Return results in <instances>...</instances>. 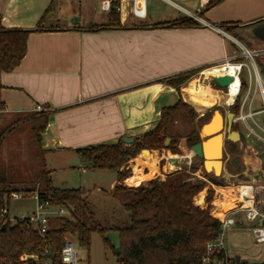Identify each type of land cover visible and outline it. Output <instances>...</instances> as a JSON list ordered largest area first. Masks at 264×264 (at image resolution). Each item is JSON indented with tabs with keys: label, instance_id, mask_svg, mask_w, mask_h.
I'll list each match as a JSON object with an SVG mask.
<instances>
[{
	"label": "crops",
	"instance_id": "0c3cea01",
	"mask_svg": "<svg viewBox=\"0 0 264 264\" xmlns=\"http://www.w3.org/2000/svg\"><path fill=\"white\" fill-rule=\"evenodd\" d=\"M95 5L100 13L97 0ZM62 8L57 0H0L5 27L33 29L45 18L44 28L30 33L21 63L0 75V120L38 111L37 106L42 105L50 111L42 134L43 148L49 151L77 155L79 148L115 143L124 136L141 137L157 126L162 109L176 104L181 96L199 116L212 114L214 108L226 109L222 89L211 81L204 84L216 90L220 99L207 108L191 101L193 93L187 85L226 57H238L242 46H264L263 39L251 37L255 27L264 24V0H222L202 17L197 14L199 5L196 11L187 8L188 12L174 18L189 15L199 21L190 27H155L152 23L168 19L147 20L148 9L147 17L138 19V23L148 24L145 27L123 24L121 28L91 30L88 23H101L107 17L91 14V8L80 5V20L87 24L69 20L60 25L56 21L62 17ZM223 22L234 24L233 33L219 26ZM257 40L261 41L257 44ZM188 71L196 73L180 91L165 81ZM179 148L183 154L162 148L148 149L146 155L142 150L128 161L131 174L123 183L135 187L182 169L189 155L182 141ZM117 182L114 169L109 193ZM85 195L89 200V193L85 191ZM201 196L203 207L206 201Z\"/></svg>",
	"mask_w": 264,
	"mask_h": 264
},
{
	"label": "trees",
	"instance_id": "16d2710c",
	"mask_svg": "<svg viewBox=\"0 0 264 264\" xmlns=\"http://www.w3.org/2000/svg\"><path fill=\"white\" fill-rule=\"evenodd\" d=\"M222 0H200L197 14H204L219 4ZM44 16L33 29L8 28L3 25L0 14V75L15 69L27 53V40L31 32L44 28ZM153 26L190 27L199 25L192 16L182 15L173 19L152 23ZM147 23H137L135 26L145 27ZM219 26L233 33L234 24L220 23ZM120 13L113 10L107 13V18L101 23L88 26L91 30L121 28ZM264 72V56L257 58ZM196 71L183 72L171 76L165 81L181 90V85L190 80ZM221 88L218 85H213ZM246 88L247 81H243ZM239 104L231 107L238 112ZM210 112L201 119L208 120ZM50 111L38 110L15 116L4 128H0V264H38L47 258L60 261L61 250L67 234L77 238L80 246L90 248L93 231H99L105 245H111L106 233L114 229L119 233L120 246L114 248L118 264H200L209 241L218 238L221 232V209L212 203L213 192L206 198L207 206L201 207L195 203V196L206 186L201 179L193 180L186 170L179 169L168 174L164 179L156 177L139 186H127L123 183L131 174L126 168L128 161L143 149H170L180 153L177 138L173 131L176 120L181 119L193 123L198 113L182 96L179 101L162 109L161 119L157 126L135 137L128 144L123 138L115 143H102L77 149L84 167L115 169L117 184L111 194L121 203L130 215V222L124 226L105 227L95 218V213L82 188L56 187L53 183L51 170L48 169L42 144V134L49 123ZM234 129H237L234 127ZM17 136L9 139V135L17 131ZM167 137L172 142L166 144ZM26 138L35 158V165H30L21 159L18 144ZM191 146L201 140L196 127L187 135ZM14 142L15 146L4 153V148ZM232 151L238 150V145L231 143ZM8 147V146H7ZM200 159V158H199ZM202 161V159H200ZM203 164V161H202ZM195 169V168H194ZM215 184L222 181L214 176ZM135 183L133 179L128 180ZM13 192L37 193L41 200H49L54 205H65L71 209L69 217H51L46 237L26 218L10 220L9 204ZM5 211V218L3 213ZM239 226L242 224L238 223ZM4 226V228H3ZM46 248L50 253L43 255ZM26 254V258L23 255ZM36 256L38 258L36 259ZM243 264H264L244 262Z\"/></svg>",
	"mask_w": 264,
	"mask_h": 264
},
{
	"label": "rangeland",
	"instance_id": "374dc122",
	"mask_svg": "<svg viewBox=\"0 0 264 264\" xmlns=\"http://www.w3.org/2000/svg\"><path fill=\"white\" fill-rule=\"evenodd\" d=\"M174 1L191 11H196L200 2V0ZM57 3L63 7L61 13L62 17L56 21L60 25H64L69 20L72 22L79 21L81 15V12L79 11L80 5L83 7L87 5V7L91 8V14L97 13L101 15L103 19L107 17V13H99L96 10V0H57ZM149 11L151 14L147 20L169 19L183 13L182 9L172 6L163 0H150ZM70 15H73L71 17L72 19L70 18ZM81 19L82 20L79 21L81 24H87L83 18ZM88 25H91V23H88L87 26ZM251 37L256 38V35L253 33ZM241 40H244L245 45L249 47L251 46L247 39L241 38ZM260 41L261 40H257V44ZM196 76V78H198L199 75L197 74ZM207 81L212 82L210 78L203 79V82ZM213 84L217 85L214 82ZM219 98L217 99L218 102ZM256 102L258 104V108H261L262 99L260 91H257L256 93ZM219 108L223 110V113L233 112L229 109V107L226 109L223 107ZM255 108H257V106H255ZM255 118L264 126V112L257 114ZM10 120L3 122L0 120V128L3 129L5 126L4 124L8 123ZM204 122L205 118L201 119L199 115L193 123H189L181 119L175 121L173 125V131L180 135V137L177 138L178 148L180 141H182V146L185 148L186 152H188L187 155H189L187 158L188 162L182 163L181 167L190 173L191 177H193V180L201 179L206 182V186L202 190L205 201L208 193L212 191L214 194L212 203L217 207H220V209H230L234 207L233 201L235 199V195L230 194L232 188H225V191L223 192L225 193L226 198L223 197V201L219 200L216 195L218 191V185L215 184L211 179L214 176L218 177L223 183L222 186H231L232 184H237L239 181L246 179H254L258 183H263L264 156L262 154V143L255 137L246 136L240 124L235 123L234 127L237 129H233L241 132V138L239 139L238 136H232V139L235 141H225V149L222 159L223 169L220 171V175H216L213 171H210L212 167L208 169L209 171L204 169L202 161L195 155L193 151H191L187 140V135L190 133L193 127H196L199 131V128ZM257 130L261 132L260 129ZM17 132L18 130L11 133L9 135V139L14 136L16 137ZM226 133L227 131L225 129L223 134L226 135ZM172 141L173 140L171 138L170 143ZM231 143L238 145L237 151H232ZM7 146L4 148L5 154L8 152V149H10L12 146H15V144L12 142ZM253 149H258L261 152L259 154H255ZM17 150L20 153L21 159L23 161L30 165H35L36 161L26 138H23L20 141ZM179 150L180 153H184L181 148H179ZM44 158L48 169L51 170L53 183L56 187H82L86 193H89L91 208L95 213V218L102 226L109 228L113 225L124 226L129 223L130 215L128 211L124 209L121 203L111 194V192L109 193L112 186V173L114 169L85 167L88 170L85 172L82 170L84 166L82 165V159L80 155L61 151H49L45 149ZM256 159L261 162H257ZM80 161L81 167H79ZM259 165L261 166L257 167ZM201 195L198 194L194 198L197 205H200L199 201L201 200ZM36 204L37 200L34 196V193L31 192H27L21 198H11L9 204L11 216L13 218H23L30 216L34 211ZM207 204L208 203L206 201V204L203 206V208L206 207ZM67 236L72 237L75 240L78 250L77 264H118L117 258L114 254V248H119L120 246L119 236L116 230L109 229V231L106 233V237L109 238L112 246L105 245L103 237L99 231L92 232L90 248L80 246L77 238L71 234H67ZM226 248L231 255H239L242 261L249 263H260L264 261L263 245L256 243L250 226L242 224L241 226L237 225L230 227L226 236Z\"/></svg>",
	"mask_w": 264,
	"mask_h": 264
},
{
	"label": "built area",
	"instance_id": "2783aa9c",
	"mask_svg": "<svg viewBox=\"0 0 264 264\" xmlns=\"http://www.w3.org/2000/svg\"><path fill=\"white\" fill-rule=\"evenodd\" d=\"M98 8L103 13H109L116 10L120 13L122 24H136L138 19L146 18L149 9L150 0H97ZM166 3L178 7L188 12V9L174 0H163ZM128 18H131L129 21ZM264 56V46L259 48L241 47L238 57H226L211 66L214 68L210 77L212 83L216 76L230 74L233 79L224 88L221 87L226 97V104L231 108L236 103L239 104L238 112H233L234 124H240L242 130L248 137H255L262 143V154L264 156V126L255 118L261 112H264V72L257 62V58ZM232 65V72L226 71V67ZM246 79L247 86H243ZM215 83V82H214ZM217 84V83H215ZM218 85V84H217ZM260 91L262 99V107L258 108L256 102V93ZM230 98L232 100L230 101ZM257 106V108H255ZM38 110H44L42 105L37 106ZM257 129H260L259 132ZM255 154H259L260 150L253 149ZM227 187H231V195H235L234 207L222 210L221 232L214 241H209L206 246L205 254L200 264H243L245 261H237V255H231L226 248L227 231L238 223L250 226L254 240L258 244L263 245L264 252V182L258 183L254 179L241 180L237 184L218 185L217 197L223 201L226 195L223 191ZM37 200L36 207L30 216L23 218L35 226L39 234L45 238L49 228V220L51 217H69L71 209L65 205H54L49 200H41L37 193H34ZM23 193L13 192L11 198H21ZM221 206V205H220ZM5 218V211L3 213ZM6 219V218H5ZM10 220L15 221L16 218L11 216ZM50 253V249L46 248L43 255ZM26 258V254L23 255ZM38 256H36V259ZM78 250L75 240L66 236L65 243L61 250L59 262H55L52 258H47L38 264H77Z\"/></svg>",
	"mask_w": 264,
	"mask_h": 264
},
{
	"label": "water",
	"instance_id": "95a60500",
	"mask_svg": "<svg viewBox=\"0 0 264 264\" xmlns=\"http://www.w3.org/2000/svg\"><path fill=\"white\" fill-rule=\"evenodd\" d=\"M254 34L258 38L264 40V24L258 25L257 27H255ZM232 79H233V77L230 74H226L223 76H216L213 78L214 82L217 83L222 88L226 87L232 81ZM217 111H220L223 115V126L219 130L213 131L211 133H207V131L204 130V126L213 119V117ZM233 117H234L233 112L223 113V111H221L219 108H214L209 119L206 122H204L201 125V127L199 128V134H200L201 140L194 143L193 145H191L190 148L192 149V151L195 153V155L198 158L202 159L203 167L206 171H209L208 170V162H212V161L217 162V163H219V162L222 163V166H221L222 167L221 171H222V169H223V160L222 159H223V152L225 149V141L226 140L235 141L232 139L233 134L235 136H238L239 139L241 138L240 132L233 129V125H234ZM225 129L227 131L226 135L223 134V131ZM235 136H233V137H235ZM218 137H219V145H220L219 150L221 152V156H220V158H217V159H208L207 153H206V143L213 140V138L218 139ZM123 140L126 143L130 144V143L134 142L135 138L131 137V136H124ZM170 141H171V138L167 137L166 144H169ZM143 151H148V149H143ZM216 169L217 168L214 165L210 171H213L216 175H220V173L219 174L216 173L217 172ZM3 228H4V226H3ZM236 258H237V261L239 262L241 257L239 255H237Z\"/></svg>",
	"mask_w": 264,
	"mask_h": 264
},
{
	"label": "bare ground",
	"instance_id": "6f19581e",
	"mask_svg": "<svg viewBox=\"0 0 264 264\" xmlns=\"http://www.w3.org/2000/svg\"><path fill=\"white\" fill-rule=\"evenodd\" d=\"M233 70H234V67L232 65H229V66L226 67V71H228V72H232ZM213 72H215L214 68L209 67L201 75L200 78L193 79L187 85L188 88L190 89V91L193 93V96L191 98V101L193 103H200L204 107H210V106H213L216 103H218L217 99L220 97L219 93L216 90H212L208 85L204 84V82H203V79L210 77V75ZM215 94H217V95H215ZM231 100H232V98H230V101ZM222 126H223V115H222V113L220 111H217L215 113L213 119L204 126V130L207 131V133H211L213 131L221 129ZM232 136H235V135L233 134ZM219 146H220L219 145V137H218V139L217 138H213V140H211L208 143H206V153H207V158L208 159L220 158L221 152L219 150ZM191 151H192V149H191ZM145 152L148 153V151H145ZM214 165L217 168L216 169L217 170L216 173L217 174L220 173L221 168H222L221 167L222 163H220V162L217 163V162H214V161L208 162V169L213 167ZM227 188L231 189V187H227Z\"/></svg>",
	"mask_w": 264,
	"mask_h": 264
}]
</instances>
